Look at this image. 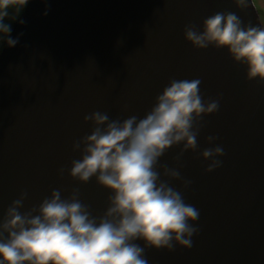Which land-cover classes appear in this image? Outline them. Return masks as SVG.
Masks as SVG:
<instances>
[{"label": "water", "instance_id": "obj_1", "mask_svg": "<svg viewBox=\"0 0 264 264\" xmlns=\"http://www.w3.org/2000/svg\"><path fill=\"white\" fill-rule=\"evenodd\" d=\"M217 12L261 24L253 2L241 11L232 0H31L23 23L12 26L17 45L0 53V218L21 193L27 211L55 189L65 197L79 189L102 215L109 194L67 174L80 158L73 143L92 132L85 117L143 118L169 81L200 79L204 99L220 104L202 121L197 153L180 161L191 181L185 199L200 211L198 235L190 250L146 257L149 264H264V86L248 82L226 51L195 50L183 34ZM208 136L225 153L212 173L198 158ZM180 151L159 164L175 166Z\"/></svg>", "mask_w": 264, "mask_h": 264}, {"label": "clouds", "instance_id": "obj_2", "mask_svg": "<svg viewBox=\"0 0 264 264\" xmlns=\"http://www.w3.org/2000/svg\"><path fill=\"white\" fill-rule=\"evenodd\" d=\"M29 3L0 0V48L17 45L12 24L23 23L19 18ZM232 3L244 11L252 0ZM183 34L195 50L226 51L248 82L264 86V23L244 24L234 12H217L199 29L186 25ZM200 85V79L169 81L143 118L121 121L101 111L86 116L92 132L73 143L80 158L67 174L79 185L95 180L109 194L104 213L93 215L79 189L66 197L55 189L27 211V193H21L0 218V264H149L147 250H190L200 211L185 199L191 181L182 178L180 161L185 153H197L202 121L220 104L219 98L204 99ZM216 140L208 136L209 147L198 157L206 173L220 168L225 154ZM176 147L181 151L175 166H161Z\"/></svg>", "mask_w": 264, "mask_h": 264}, {"label": "rangeland", "instance_id": "obj_3", "mask_svg": "<svg viewBox=\"0 0 264 264\" xmlns=\"http://www.w3.org/2000/svg\"><path fill=\"white\" fill-rule=\"evenodd\" d=\"M252 1L254 3V6L256 7V10L259 13L261 23H264V0H252Z\"/></svg>", "mask_w": 264, "mask_h": 264}]
</instances>
